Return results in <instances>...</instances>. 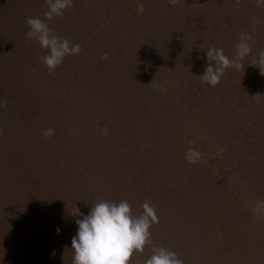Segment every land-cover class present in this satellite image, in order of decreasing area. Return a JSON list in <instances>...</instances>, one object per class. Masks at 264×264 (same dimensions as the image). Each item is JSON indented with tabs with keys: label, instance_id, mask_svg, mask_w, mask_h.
I'll use <instances>...</instances> for the list:
<instances>
[{
	"label": "rangeland",
	"instance_id": "1",
	"mask_svg": "<svg viewBox=\"0 0 264 264\" xmlns=\"http://www.w3.org/2000/svg\"><path fill=\"white\" fill-rule=\"evenodd\" d=\"M47 10L0 0V264H72L73 213L98 200L150 202L153 244L183 264H264V6L72 0L48 24L82 51L52 72L26 37ZM241 32L244 70L202 82L207 46L233 57Z\"/></svg>",
	"mask_w": 264,
	"mask_h": 264
},
{
	"label": "clouds",
	"instance_id": "2",
	"mask_svg": "<svg viewBox=\"0 0 264 264\" xmlns=\"http://www.w3.org/2000/svg\"><path fill=\"white\" fill-rule=\"evenodd\" d=\"M45 3L48 10L43 13V18L26 17V37L46 50L39 60L52 72L63 63L65 57L80 53L82 47L55 34L48 24L54 17L62 16L72 6V0H45ZM169 3L174 6L176 0H169ZM262 6L264 0H256V7ZM138 11L142 13L143 7L140 6ZM254 43L250 33L241 32L234 45L233 57L226 55L222 47L207 46V66L201 75L202 82L215 87L227 69L243 71V61L253 55ZM102 58L107 59V53ZM248 64L258 67L259 74L264 76V48L259 49ZM45 134L50 136L51 130ZM142 209L139 215H133L131 205L126 200H98L91 204L87 215L80 213L77 208L73 214L80 218L75 221L77 232L71 239L72 264H130L133 253L143 252L146 245H152L151 255L143 264H183L176 252L153 244L150 228L158 222L156 210L148 201L142 204ZM56 231L59 233V228Z\"/></svg>",
	"mask_w": 264,
	"mask_h": 264
}]
</instances>
